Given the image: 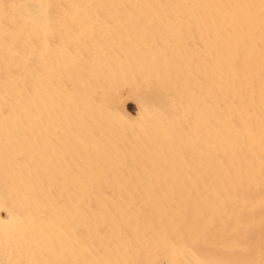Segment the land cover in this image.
<instances>
[{
    "label": "bare ground",
    "instance_id": "1",
    "mask_svg": "<svg viewBox=\"0 0 264 264\" xmlns=\"http://www.w3.org/2000/svg\"><path fill=\"white\" fill-rule=\"evenodd\" d=\"M0 264H264V0H0Z\"/></svg>",
    "mask_w": 264,
    "mask_h": 264
},
{
    "label": "rangeland",
    "instance_id": "2",
    "mask_svg": "<svg viewBox=\"0 0 264 264\" xmlns=\"http://www.w3.org/2000/svg\"><path fill=\"white\" fill-rule=\"evenodd\" d=\"M129 109L132 110V106H129Z\"/></svg>",
    "mask_w": 264,
    "mask_h": 264
}]
</instances>
